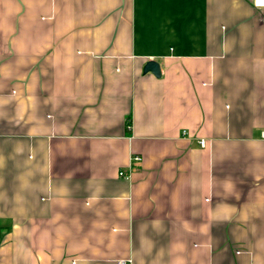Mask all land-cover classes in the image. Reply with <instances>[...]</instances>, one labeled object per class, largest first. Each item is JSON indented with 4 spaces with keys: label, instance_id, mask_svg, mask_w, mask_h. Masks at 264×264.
<instances>
[{
    "label": "crops",
    "instance_id": "crops-1",
    "mask_svg": "<svg viewBox=\"0 0 264 264\" xmlns=\"http://www.w3.org/2000/svg\"><path fill=\"white\" fill-rule=\"evenodd\" d=\"M263 131L254 0H0V264H264Z\"/></svg>",
    "mask_w": 264,
    "mask_h": 264
},
{
    "label": "built area",
    "instance_id": "built-area-1",
    "mask_svg": "<svg viewBox=\"0 0 264 264\" xmlns=\"http://www.w3.org/2000/svg\"><path fill=\"white\" fill-rule=\"evenodd\" d=\"M254 3L256 6L261 7L264 6V0H254ZM262 136L264 137V131L262 132ZM201 145L204 146L205 145V141L201 140L200 141ZM142 158L140 156L135 155L134 157H132V161L133 163H139L141 162ZM120 176H125V171H120ZM131 261L130 260H119L118 264H130Z\"/></svg>",
    "mask_w": 264,
    "mask_h": 264
},
{
    "label": "water",
    "instance_id": "water-1",
    "mask_svg": "<svg viewBox=\"0 0 264 264\" xmlns=\"http://www.w3.org/2000/svg\"><path fill=\"white\" fill-rule=\"evenodd\" d=\"M145 72H153L155 75L160 76L161 74V69H160V65L158 62L156 61H149L146 64V67L144 69Z\"/></svg>",
    "mask_w": 264,
    "mask_h": 264
}]
</instances>
